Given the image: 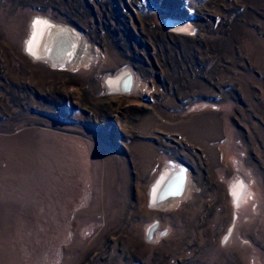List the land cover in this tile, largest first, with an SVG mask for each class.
Here are the masks:
<instances>
[{"label":"rangeland","instance_id":"obj_1","mask_svg":"<svg viewBox=\"0 0 264 264\" xmlns=\"http://www.w3.org/2000/svg\"><path fill=\"white\" fill-rule=\"evenodd\" d=\"M38 15L99 60L30 59ZM168 167L197 188L152 210ZM0 264H264V0H0Z\"/></svg>","mask_w":264,"mask_h":264},{"label":"bare ground","instance_id":"obj_2","mask_svg":"<svg viewBox=\"0 0 264 264\" xmlns=\"http://www.w3.org/2000/svg\"><path fill=\"white\" fill-rule=\"evenodd\" d=\"M36 21L39 23H35ZM29 25L30 35L25 44L24 54L34 61L47 63L55 69L74 70L81 66L93 65L100 58L101 54L97 49L84 40L83 35L72 26L40 15L34 17ZM166 26L168 31L175 34L188 33L186 23L176 18L168 19ZM106 79L111 96L130 97L137 94L139 85L131 70H122ZM148 124L147 130L157 125L155 120ZM196 188L184 170L168 167L149 190L152 210L165 212L173 209L181 197H185L187 191ZM231 192L233 196H241L242 202L248 193V187L234 186ZM147 233L151 239H155L159 234V225L151 226Z\"/></svg>","mask_w":264,"mask_h":264},{"label":"water","instance_id":"obj_3","mask_svg":"<svg viewBox=\"0 0 264 264\" xmlns=\"http://www.w3.org/2000/svg\"><path fill=\"white\" fill-rule=\"evenodd\" d=\"M132 78H133V76H132ZM129 92H130V90H129ZM237 183H238V184H237ZM237 183H235V184H237L236 186H237L238 188L242 187V185H243L244 187L247 188V186H246V184H245V182H244L243 180H242V181L239 180V182H237ZM233 187H234V186H233ZM240 195H241V194H240ZM240 197H241V196H236V195L233 196V199H232V200L235 202V205H237V206L240 205V203H241V202H240V201H241V200H240Z\"/></svg>","mask_w":264,"mask_h":264},{"label":"snow or ice","instance_id":"obj_4","mask_svg":"<svg viewBox=\"0 0 264 264\" xmlns=\"http://www.w3.org/2000/svg\"><path fill=\"white\" fill-rule=\"evenodd\" d=\"M35 23H39V21H36Z\"/></svg>","mask_w":264,"mask_h":264}]
</instances>
